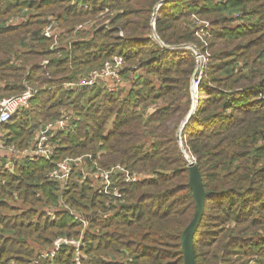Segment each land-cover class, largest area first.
I'll return each mask as SVG.
<instances>
[{
  "label": "trees",
  "instance_id": "16d2710c",
  "mask_svg": "<svg viewBox=\"0 0 264 264\" xmlns=\"http://www.w3.org/2000/svg\"><path fill=\"white\" fill-rule=\"evenodd\" d=\"M159 1L0 0V99L38 90L0 126V264H76L73 245L41 255L60 236L82 240V264H184L196 201L177 132L198 66L185 44L203 56L181 132L209 192L197 264H264V0L167 1L158 41ZM117 57L114 91L79 84ZM60 120L49 158L25 153ZM67 158L81 159L51 179ZM117 165L138 176H114L118 197L94 176Z\"/></svg>",
  "mask_w": 264,
  "mask_h": 264
},
{
  "label": "built area",
  "instance_id": "2783aa9c",
  "mask_svg": "<svg viewBox=\"0 0 264 264\" xmlns=\"http://www.w3.org/2000/svg\"><path fill=\"white\" fill-rule=\"evenodd\" d=\"M107 24V23H106ZM83 25H79L78 29H81ZM44 35L49 38L57 39V34L53 32V28L48 26L44 30ZM57 42V41H56ZM186 48V47H184ZM199 58V57H197ZM203 56H200L201 60V68L197 72L192 79V96H194V91H196V97H198V86L202 77V62ZM123 58L117 57L113 61H107L101 69L93 70L87 79L83 82L79 83L83 86H92L96 83L100 78H110L115 82V85L111 87V90L116 89V85L120 82V72L123 69ZM38 93V90L32 89L28 87L24 92L19 95H12L6 98L0 99V126L3 123H7L11 116L21 107L27 106L31 100V98ZM65 123L63 120L57 122H49L47 123L39 132L36 143L33 147L26 150L25 153H36L40 156H44L49 158L53 153V147L50 144V134L52 131L57 129H64ZM81 158H67L58 164L57 168L54 169L49 177L54 180H61L65 182L70 175L72 170V165L77 164ZM191 162H195V158H190ZM126 175V180L129 182H136L137 174H130L124 167L117 165L110 170L108 169H98L94 176L96 178L95 187L97 190L101 191L104 194L111 196H120L117 183L115 182V175ZM67 245L75 246L76 256L75 263L82 264V240H76L74 238L69 237H58L54 240L53 246L49 249H46L42 252V256H54L55 253L62 247ZM252 264V263H251Z\"/></svg>",
  "mask_w": 264,
  "mask_h": 264
},
{
  "label": "water",
  "instance_id": "95a60500",
  "mask_svg": "<svg viewBox=\"0 0 264 264\" xmlns=\"http://www.w3.org/2000/svg\"><path fill=\"white\" fill-rule=\"evenodd\" d=\"M167 1H170V0H160L159 3L154 8L152 27L154 30L153 35L158 41H160V39L157 36V33L155 31L156 30V17H157L160 6ZM105 26L106 24L102 25L101 27H105ZM184 47L192 49L196 53L197 57H199L198 66L194 74L195 76L201 68V60H200L201 54L199 50L197 49V47L193 44H185V45L176 46V48H184ZM171 48H175V47H171ZM192 98H193L192 109L190 110L186 119L182 123L179 131L177 132V140L185 153L186 159L189 161V172H190L189 185L193 191V196L196 201V210H195L194 216L192 220L189 222V224L187 225V227L184 229L182 233V237H181L182 248H183V253H184V264H197L195 254H194V235L201 223L204 210H205L206 199L209 196V192L205 190L202 175H201L198 165L196 164V161L195 162L190 161L191 157L185 151V149L183 148V144H182V136H181L182 129L185 127L188 121L193 117L195 113V109L197 107V98L195 101H194V96H192Z\"/></svg>",
  "mask_w": 264,
  "mask_h": 264
},
{
  "label": "bare ground",
  "instance_id": "6f19581e",
  "mask_svg": "<svg viewBox=\"0 0 264 264\" xmlns=\"http://www.w3.org/2000/svg\"><path fill=\"white\" fill-rule=\"evenodd\" d=\"M195 97H196V91H194V101L196 100V98H195Z\"/></svg>",
  "mask_w": 264,
  "mask_h": 264
},
{
  "label": "rangeland",
  "instance_id": "374dc122",
  "mask_svg": "<svg viewBox=\"0 0 264 264\" xmlns=\"http://www.w3.org/2000/svg\"><path fill=\"white\" fill-rule=\"evenodd\" d=\"M80 161H78L77 163H79ZM96 183V182H95Z\"/></svg>",
  "mask_w": 264,
  "mask_h": 264
}]
</instances>
